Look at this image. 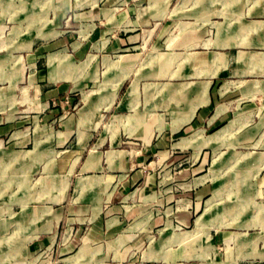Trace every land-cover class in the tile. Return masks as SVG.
<instances>
[{
    "label": "crops",
    "instance_id": "0c3cea01",
    "mask_svg": "<svg viewBox=\"0 0 264 264\" xmlns=\"http://www.w3.org/2000/svg\"><path fill=\"white\" fill-rule=\"evenodd\" d=\"M184 2L185 12L182 0H26L27 19H48L43 30L29 31L45 67L57 61L43 77L48 84L66 82L67 56L74 69L99 57L109 67L120 62L122 71L106 78V89L93 93L48 145L0 151V264H37L43 252L58 264H133L131 248L154 233L141 264H264L254 234L209 237L210 223L199 215L206 195L201 164L172 168L185 152L196 160L203 148L219 146L231 124H242L230 119L238 104L264 96V0L250 2L245 25L238 21L242 0H229L225 18L234 22L216 27L210 19L224 11L216 0ZM146 41L153 69L130 77L125 64L140 60ZM143 80L153 84L138 90ZM103 112L109 122L94 121ZM261 130L264 113L249 128L250 148H257L251 163L260 165L264 139L254 134ZM200 132L209 135L195 142ZM151 160L162 168L147 174L142 167ZM18 173L25 175L21 184ZM219 244L227 248L220 256Z\"/></svg>",
    "mask_w": 264,
    "mask_h": 264
},
{
    "label": "rangeland",
    "instance_id": "374dc122",
    "mask_svg": "<svg viewBox=\"0 0 264 264\" xmlns=\"http://www.w3.org/2000/svg\"><path fill=\"white\" fill-rule=\"evenodd\" d=\"M182 1V10L185 12L184 1L186 0ZM253 1L242 0V16L238 19L242 25L250 21L248 15L250 2ZM217 3L216 0L214 6L217 8L223 6L221 8L224 11L219 13V17L216 13L210 19L215 27L218 26L217 23L223 21L228 23L231 19L225 17H228L232 10L229 0H226L225 4ZM0 11L3 13L1 14L3 17L0 18V129L8 128L5 132L0 131V141L3 140L0 151L11 153L10 151H26V148L30 150L31 144L37 141L48 145L55 139V132L69 118L78 115L81 106L90 101L93 93L106 89L109 85L105 81L106 78L121 74L122 64L119 62L109 67L98 57L91 60L89 64L74 69L71 57L67 56L65 59L67 65L63 69L66 82L51 81L48 84L44 79L45 74L48 71H54L53 66L57 65V61L52 66L45 67V59L41 58L40 51L31 49L34 36L29 32L32 29L43 30V23H47L48 19L44 20L39 16L27 19L26 0H0ZM185 21L182 19V22ZM161 24L168 28L170 20L163 18ZM38 36L42 37L41 34ZM149 43L146 41L143 44L140 60L125 64L130 77L138 72L145 75L153 69L152 64L147 63L150 61L149 54H152L149 51ZM75 76L78 78L76 82L73 80ZM152 84L153 81L143 80L138 84V90L142 88L144 90L145 86ZM62 86L66 89L60 94L50 98L44 94L49 88L59 90ZM141 102L142 100L139 103L140 107ZM238 105L233 111L234 116L230 118L242 123L240 126L237 125V129L234 128V124H231L219 146L210 144L203 148L196 160L191 158V154L185 152L172 168L178 171L185 166L201 164L200 176L204 177L206 195L199 205V215L202 214L203 219L210 223L209 237L211 234H216L215 231L226 232L231 236L254 234V237L258 239L257 249L262 251L264 249V242H261V239H264V164L251 163L253 158L251 153L256 152L257 148L256 146L250 148L249 128L263 117L264 96ZM46 116H51V119L45 120ZM93 119L100 123L109 122V113L103 112ZM208 135V133L200 132L193 137L197 142ZM241 137L242 140H240ZM257 138L264 139V130L259 131L257 136L256 133L254 134V140ZM15 141L22 144L15 148L13 147ZM134 146L136 145L131 143L130 149H135ZM202 154L206 155L204 162L201 161ZM170 155L172 156L173 152H170ZM153 162L151 160L142 167L147 174L162 168V165L155 166ZM35 168L33 179L35 187H38L39 183H36V179L40 176L41 164L35 163ZM21 174L18 173L19 184L25 179V175ZM7 177L11 178L8 174ZM156 236L155 233L151 234L148 241L142 240L138 247L131 248L130 262L141 264L140 253L151 244V241L153 243ZM234 247L232 238L228 242V249L223 244H219L217 252L220 256L227 249L231 254ZM37 264H58V261L53 257L50 258L49 253L43 252Z\"/></svg>",
    "mask_w": 264,
    "mask_h": 264
}]
</instances>
